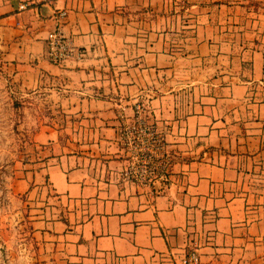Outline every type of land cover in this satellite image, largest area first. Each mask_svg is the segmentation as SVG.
Returning a JSON list of instances; mask_svg holds the SVG:
<instances>
[{"label": "crops", "instance_id": "1", "mask_svg": "<svg viewBox=\"0 0 264 264\" xmlns=\"http://www.w3.org/2000/svg\"><path fill=\"white\" fill-rule=\"evenodd\" d=\"M61 11L84 56L55 65ZM0 42L46 110L16 188L52 263L264 264V0H0ZM137 103L164 181L125 174Z\"/></svg>", "mask_w": 264, "mask_h": 264}, {"label": "rangeland", "instance_id": "2", "mask_svg": "<svg viewBox=\"0 0 264 264\" xmlns=\"http://www.w3.org/2000/svg\"><path fill=\"white\" fill-rule=\"evenodd\" d=\"M5 63L0 46V264H54L36 234L31 201L16 188L19 171L32 154L33 133L46 110L44 103L16 86L13 70ZM148 153L135 151L132 170L154 169L156 154ZM171 159L168 151L167 174Z\"/></svg>", "mask_w": 264, "mask_h": 264}, {"label": "built area", "instance_id": "3", "mask_svg": "<svg viewBox=\"0 0 264 264\" xmlns=\"http://www.w3.org/2000/svg\"><path fill=\"white\" fill-rule=\"evenodd\" d=\"M25 5H19V8H24ZM65 16V11L58 13L55 28L46 33L44 38L45 57L55 65H61L71 59H81L84 56V51L75 47L72 41L66 37L61 28V19ZM134 120L128 124L122 131V139L128 148L129 163L126 166L125 174L128 178L135 182L145 184L153 180H163L167 175L166 157L168 150L165 147L162 137L154 132L152 125L149 124L143 115L144 107L137 103L134 106ZM145 149L148 156L156 154V165L151 172L141 169L140 171L132 170L133 160L135 159V151ZM144 167V166H143ZM181 264H200L199 256L196 251H189L181 259Z\"/></svg>", "mask_w": 264, "mask_h": 264}]
</instances>
